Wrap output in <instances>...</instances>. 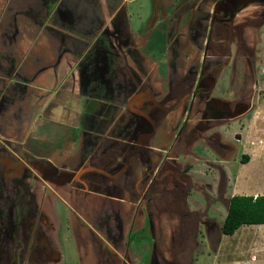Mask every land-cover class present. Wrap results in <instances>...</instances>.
<instances>
[{
  "label": "flooded vegetation",
  "instance_id": "obj_1",
  "mask_svg": "<svg viewBox=\"0 0 264 264\" xmlns=\"http://www.w3.org/2000/svg\"><path fill=\"white\" fill-rule=\"evenodd\" d=\"M0 1V33L20 31L10 0ZM37 1L41 7L27 5V22H20L37 25L25 30L32 43L29 47L44 45L46 60L40 65L31 57L26 62L17 60V53L0 41V145L19 148L21 166L12 161L9 165L11 175L20 170L17 179L27 166L19 157L25 152L55 168V176L45 170V177L58 176L56 184L60 179L66 184L65 193L60 194L42 177L38 179L55 193L56 234L65 230L63 238L57 236L60 258L55 252L52 260L72 264L68 258L75 255L78 264L77 244L95 240L102 248L96 249L97 256L92 248V264H171L159 260L153 233L142 238L149 240L143 253L132 250L135 238L144 237L146 225L141 220L150 222L153 232L160 226L159 213L176 215L184 228L173 227L167 236L180 253L183 237L198 222L196 215L185 212L181 200L190 187L203 188L193 182L192 175L200 174L197 168L193 173L189 163L211 166L219 157H237L243 164L248 161L243 153L245 129L258 123L257 130L264 133L259 121L263 116H258L264 103V0H183L182 8L167 16V65L160 69L134 53L135 34L125 17L127 0ZM182 20L190 44L200 52L186 68L174 66ZM37 31L41 33L36 35ZM159 73L169 75V82H160ZM38 108L42 119L46 113L59 114L56 123L65 131L61 136H46L45 125L40 127L37 134L47 152L28 147L33 130L22 136L24 119L30 123ZM174 112L181 113V118L173 123ZM158 126L171 127L170 135H164L167 147L149 145ZM9 127L12 133H7ZM131 157L142 169L138 174ZM218 166L226 177L224 167ZM180 178L185 179L184 185ZM206 185L211 188L212 183ZM176 190L180 194L177 206L170 198ZM26 194L34 197L31 190ZM31 205L35 208V200ZM72 218L76 225L71 228ZM102 224L113 229L100 241L96 232ZM174 233L178 235L175 242L176 237H170Z\"/></svg>",
  "mask_w": 264,
  "mask_h": 264
},
{
  "label": "rangeland",
  "instance_id": "obj_2",
  "mask_svg": "<svg viewBox=\"0 0 264 264\" xmlns=\"http://www.w3.org/2000/svg\"><path fill=\"white\" fill-rule=\"evenodd\" d=\"M28 1L29 3L27 4ZM197 1L198 0H194V3ZM9 2L17 13L15 16L19 17L18 24H20V26H18V29L20 31H8L7 34L0 33V41L7 44L8 47L6 46L5 49L9 48L17 53L20 51V47H26L25 43H29L30 38L25 30L28 29V27H37V25H32L31 23L23 25L20 19H23V22H27L25 19L26 16L28 17L29 7L27 8V5L35 3L40 6V4L37 0H10ZM1 3L0 1V7L2 5ZM184 3L185 1L183 0H130V2L127 0L125 5V13L127 16L125 15V17L126 20L128 19L129 28L132 29L133 26L132 31L135 34L136 40L135 54L153 61L158 65L159 69L160 67H166V47L168 38L165 31L167 16H169L173 10L182 8ZM12 7L9 8L13 11ZM130 14L132 15V20L131 17H129ZM39 32L40 31H37L35 34L37 35ZM179 32L180 35L176 39L178 53L176 54V63L174 66L186 68L194 57L200 55V52H197L189 42L185 20L181 21ZM40 38L41 36L37 37L36 42H39ZM1 48L2 47H0V50ZM27 49H29V46H27L26 50ZM159 80L160 82L168 83L169 75H166V73H159ZM168 88L167 85L164 87L166 90ZM260 110V115L258 116L263 117L260 118L259 121L264 125V103L261 104ZM182 111L183 110L180 112L182 113ZM180 114L176 115L174 112L170 120H173L174 123L181 118ZM60 119L61 117L59 114L48 115V113H46L44 118L38 121V123L41 122V124L33 127V132L27 142L28 147L35 152H37V150L47 152V147H43L40 144V133L37 134L35 131L39 127L45 125L43 129L46 136L48 133H55L56 136H61L65 131L63 125L56 123V121ZM24 122L26 128H28L29 122L25 120ZM256 126H258V123L256 125L253 123L252 127L247 130L245 129L246 138L243 153H246L249 158H247V162L243 164L239 163L240 159L237 157L234 159L231 157L227 159L219 157V159L215 160L216 163L211 166L203 165V163L199 162H196L194 165L189 163L188 167L190 166L193 173L195 171L194 169L197 168L198 172L196 173L202 176L200 177L198 174L192 175L193 182H198L204 189L199 188L198 185H196L198 187H190L184 192L186 199L184 198L181 200L182 204H184L185 212L193 213L191 217L196 215L198 218V222L193 224V228L191 227L192 229H188L191 233H188L187 237H183L184 249L181 250L180 253L174 250L170 238L167 236V234L170 235L174 232L173 227L180 225L184 228L183 224H180V220L176 215L172 216L168 213L165 215L159 213V216H156V222L158 221L157 223L160 226H158L156 231L154 230L155 233L154 231L151 232L150 222L145 223L141 220V223L146 225L142 227L144 230V237L139 235L138 238H135L136 243L132 244V250L143 253L144 245L149 240H142V238H146L148 234L153 236V233L155 235V246L158 250V258L163 263L264 264V224L242 225L231 235H226L221 230L229 199L232 195L264 194V133H262L261 130L258 131ZM175 127L174 125V128ZM157 128V132L148 139L149 145L154 144L156 147L160 148L167 147V145H169V143H167L168 138L164 137V135L166 132L170 135L171 130L168 129L171 127L168 126L165 129H160L158 126ZM6 131L7 133H12L10 127ZM172 133H174V131ZM63 142V140L57 141L60 145L63 144ZM64 149L65 148L62 150ZM153 152L155 151H152V153ZM17 154H19V148H15L14 144L9 145L4 143L0 145V264L67 263L65 259L63 261L62 259L52 260L55 252H57L56 255L58 258H60L57 236L63 238L65 236V230L63 229V231L56 234L58 223L57 214H55L54 211L55 198L53 195L55 193L42 185L38 179L42 177L46 184L50 185L60 194L65 193L66 184H64L65 182L63 179L58 180L56 184L58 176L55 179H51L49 176L45 177L43 175L45 174V170L55 176V168L53 167V169L46 163L43 164L40 161H36L25 152L18 156L24 160L27 166L22 172L23 176L17 179L16 177L20 175V170L14 175L9 174V165L11 161L14 164L17 163ZM153 155L156 156L155 154ZM131 160L133 171L138 174L142 169L139 167L138 162H136L135 157H131ZM244 161L246 160L244 159ZM18 165L19 167L21 166L20 162ZM218 165L224 167L226 177L221 173V169ZM204 168L206 169L202 174L201 171ZM62 169L64 168H61V170ZM30 181H33V183L31 182L30 184ZM179 183L184 185L186 181L180 178ZM208 183H212L211 188L209 185H206ZM21 186H23L22 190L20 189ZM27 189L33 191L35 199L32 196L30 198V196L26 194ZM201 189L202 191H199ZM93 198L96 199L97 197L93 196ZM170 198L173 199L171 201L172 204L177 206V199L180 198L179 191L176 190ZM31 200H33V202L35 200V208L31 205ZM97 203H100L99 199ZM111 205H113V203H111ZM57 208L58 211L61 212L60 205L57 206ZM110 208L116 209L114 206ZM78 210L79 208L77 211ZM134 214L136 213L134 212ZM41 215H43L42 219L40 218ZM215 216L219 218H215ZM206 219L209 222L208 224L205 221ZM211 220H216V223L211 224ZM75 225L76 221L72 218L71 228ZM200 227L204 228L203 231L199 229ZM109 229H113V227H110V224H102V227L97 230L96 233L99 235L100 241L102 238L107 239L109 237L107 234V230ZM198 229L200 230V235L197 234ZM170 237L171 239L176 237L173 240V242H175L178 235L174 233V235ZM85 243H81V245H79V243L77 244L78 249H76V257L80 259L78 260V264H92V254L94 256L96 254L97 256L102 248L95 240ZM68 245L69 250H72L73 246L69 243ZM68 260L71 261L72 264H75V255H70ZM100 262L102 263V260H100ZM120 262H122V260H120Z\"/></svg>",
  "mask_w": 264,
  "mask_h": 264
},
{
  "label": "trees",
  "instance_id": "obj_3",
  "mask_svg": "<svg viewBox=\"0 0 264 264\" xmlns=\"http://www.w3.org/2000/svg\"><path fill=\"white\" fill-rule=\"evenodd\" d=\"M251 224H264V194L231 196L222 222V232L231 235L240 226Z\"/></svg>",
  "mask_w": 264,
  "mask_h": 264
},
{
  "label": "crops",
  "instance_id": "obj_4",
  "mask_svg": "<svg viewBox=\"0 0 264 264\" xmlns=\"http://www.w3.org/2000/svg\"><path fill=\"white\" fill-rule=\"evenodd\" d=\"M32 43H25L26 47H20V51L17 52V57L16 59L19 60V58H21V60H23L22 62H26L27 59L29 57H31L30 61L31 62H36L38 65L41 64V62L46 60V53L43 49L44 45L42 44H33V46L29 47V49L26 50L27 46H29ZM29 53V54H27ZM27 54V57H26ZM34 118L30 121L28 128H26L25 126V122L23 123V129H22V136L24 137V133L27 132V130H31L33 129V127L35 125H40V123H38V121L42 120V115L40 112V108H38V110L36 112L33 113ZM25 120V119H24ZM40 127L35 131L36 133L39 131Z\"/></svg>",
  "mask_w": 264,
  "mask_h": 264
}]
</instances>
